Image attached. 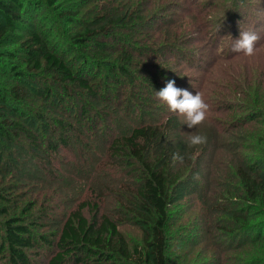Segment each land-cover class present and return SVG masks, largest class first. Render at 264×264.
I'll return each instance as SVG.
<instances>
[{
  "label": "rangeland",
  "instance_id": "obj_1",
  "mask_svg": "<svg viewBox=\"0 0 264 264\" xmlns=\"http://www.w3.org/2000/svg\"><path fill=\"white\" fill-rule=\"evenodd\" d=\"M38 1L40 8L26 27L45 37L74 71L91 62L82 78H88L100 96L81 93L69 83L66 93L58 74L49 70L25 72L17 80L0 69L5 91L16 85L26 95L17 103L18 113L0 106V126L6 120L26 130H12L6 138L0 127V211L5 210L0 224L15 218L30 228L36 244L26 250L29 264H49L69 214L85 200L99 202L101 214L119 222L130 246L142 244L132 205L139 172L134 174L136 165L115 167L109 147L112 139L173 113L155 95L171 78H188L179 88L199 92L209 108L206 120L193 129L180 117V133L164 145L185 142L183 163H175L170 172L185 175L191 170L169 209L168 264H264V233L257 238L232 232L237 216H247L252 223L264 220V211L249 205L238 171L264 180V0H57L55 7ZM65 12L73 17H65ZM140 15L145 16L148 41L136 24ZM118 17L124 20L111 27L107 37L81 43L73 38L86 30L99 31ZM241 31L259 36L253 56L231 50ZM172 37L183 47L180 51L191 56V64L163 49ZM117 38L135 39L132 47L151 46L163 53L138 56L134 49L129 69L135 80H125L110 71L121 53ZM23 59L20 54L13 63L25 70ZM2 64L11 65L7 60ZM41 112L55 126L44 129L37 118ZM58 121L64 122L65 133ZM59 132L71 143L59 142ZM190 134L206 137V143L188 147ZM83 212L92 218L88 208ZM3 254L0 264H12L9 250Z\"/></svg>",
  "mask_w": 264,
  "mask_h": 264
},
{
  "label": "trees",
  "instance_id": "obj_2",
  "mask_svg": "<svg viewBox=\"0 0 264 264\" xmlns=\"http://www.w3.org/2000/svg\"><path fill=\"white\" fill-rule=\"evenodd\" d=\"M47 1L51 7H55L57 3V0ZM40 4L41 2L38 0H0V48L15 45L12 48L0 50V69L15 76L17 80L23 78L25 72L33 74L36 71L49 70L58 74L61 84L64 83L66 86V93L71 90L67 86L69 83L79 88L81 93L84 91L88 95L99 97V89H95L88 78H82L86 66H89L91 62L85 64L84 69L74 71L73 66H69L65 59L51 48L45 37L26 27L34 19ZM64 15L73 17L71 12H65ZM137 19V27L141 29L140 35L145 36V41H148V35L143 30L145 16H137ZM123 20V17H118L116 20H110L99 31L86 30L73 38L78 43L84 40L97 41V38L104 34L107 37V32L111 30V27L113 28ZM21 31H25L26 35H20ZM117 39L121 43V53L110 71L116 77L121 75V78L125 80H135L134 73L129 69L135 56L132 52L134 49L139 52L138 56L141 54L144 56L149 51V54L154 57L161 56L163 49H166L168 54L179 55L181 62L191 64L192 61L191 56H186V52L180 51L183 47L176 43L174 37H172L173 41L163 44L162 50H154L151 46L148 50L141 48L142 46L140 48L132 47L131 43L134 45V41H137L135 39H130V41L124 38ZM104 43L96 44L104 46ZM155 43L153 41L152 45ZM20 54H24L25 70L20 65L13 63ZM4 60H7L11 65L4 66L2 64ZM136 66H141V64ZM116 70L117 72H115ZM170 80H175L177 87H184L188 78H171ZM49 93V89L45 90L43 96L48 99ZM23 99H26V95L22 92V88L14 85L6 92L0 85V106L5 110H10L9 107H11L10 111L18 113L17 103ZM140 102L143 106L144 102ZM38 115L36 116L42 121L44 129H47L50 124L55 126V121L45 113L41 112ZM167 116L163 121L153 123L149 121L142 126L135 127L129 135L112 139L109 147L111 152L109 159L111 161L114 159L115 167L123 164L136 165L134 174L139 172L136 175L138 181L134 187V203L132 205L136 216L134 222L137 221L143 232L142 244L130 246L126 236L118 227L119 222L106 214L102 215L99 202L85 200L77 210L69 214L58 237V252L51 258L49 264H66L70 260L73 261V264H168L169 209L177 200L175 198L177 188L190 177L191 170H188L185 175H181L179 172L175 174L170 172L176 165L172 162L173 154L185 155L187 146L183 141H180L177 147L164 146L171 139L172 134L180 133L182 128L179 125L180 117L184 119L176 113H169ZM3 123L4 125L0 126L1 134L6 138L11 137L12 130L22 129L18 122L7 123L6 120H3ZM61 123L64 122L58 121L59 129L65 133L66 127H63ZM62 132H59L58 136L55 135L59 138V142L63 144L70 142L63 139ZM153 153H156V156ZM189 159L191 161V156ZM185 161L188 160L185 159ZM171 165H173L172 168ZM238 171H240L246 198L249 199L248 203L252 202L249 205H252L253 209L259 207L264 211V180H258L249 173L243 172L242 169H238ZM84 208L91 211V219L84 214ZM0 213H5V210ZM262 221L252 223L247 216H237L234 221L236 227L232 232L240 234L246 232L250 236L256 235L257 238H260L264 233V220ZM23 223L15 218H10L0 224V258L4 255L5 250H9L10 263L12 264H29L26 250L36 244L30 228ZM3 230L4 235L2 234Z\"/></svg>",
  "mask_w": 264,
  "mask_h": 264
},
{
  "label": "clouds",
  "instance_id": "obj_3",
  "mask_svg": "<svg viewBox=\"0 0 264 264\" xmlns=\"http://www.w3.org/2000/svg\"><path fill=\"white\" fill-rule=\"evenodd\" d=\"M259 36L254 32L241 31L238 39L232 45V52L244 56H253L256 52V42ZM156 98L162 104H166L169 111L184 118V124L189 129L202 124L206 120L208 104L203 96L196 92L193 95L190 91L176 86L175 80H168L165 86L155 92ZM206 143V137L199 134H190L187 138L188 147L194 148ZM184 157L179 153L172 156L173 164L183 163Z\"/></svg>",
  "mask_w": 264,
  "mask_h": 264
}]
</instances>
